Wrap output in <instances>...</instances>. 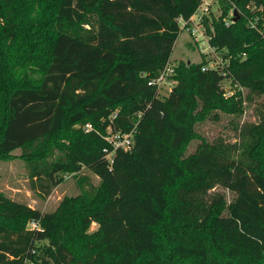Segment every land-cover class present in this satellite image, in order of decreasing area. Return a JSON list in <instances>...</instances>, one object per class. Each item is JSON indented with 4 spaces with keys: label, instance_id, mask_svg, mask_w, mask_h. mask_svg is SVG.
<instances>
[{
    "label": "trees",
    "instance_id": "16d2710c",
    "mask_svg": "<svg viewBox=\"0 0 264 264\" xmlns=\"http://www.w3.org/2000/svg\"><path fill=\"white\" fill-rule=\"evenodd\" d=\"M198 3L0 0V155L21 149L42 198L66 172L88 167L101 180L79 177L86 212L66 221L0 192V264H137L155 251L159 225L184 218L194 229L210 223L208 245L222 264H264V0H222L220 14L205 19L225 63L204 70L206 54L182 62L166 98L150 83L169 66L178 19ZM234 8L240 19L226 25ZM227 79L262 95L256 120L237 123L235 141H209L196 129L208 111L240 109L226 96ZM110 127L135 129L133 149H116L113 163ZM195 135L200 149L185 154ZM93 223L98 230L87 234ZM174 253L208 262L202 240L179 242Z\"/></svg>",
    "mask_w": 264,
    "mask_h": 264
},
{
    "label": "rangeland",
    "instance_id": "374dc122",
    "mask_svg": "<svg viewBox=\"0 0 264 264\" xmlns=\"http://www.w3.org/2000/svg\"><path fill=\"white\" fill-rule=\"evenodd\" d=\"M235 12V11H234ZM234 12H230L228 20L234 23ZM214 14H220L219 10H215ZM253 14V12L251 13ZM212 16L209 17L212 22ZM255 16L247 14V25L258 28V23L254 19ZM240 19V18H239ZM214 20L213 23L216 22ZM230 23V24H231ZM264 20L260 24V30H264ZM212 28V27H211ZM194 43L190 32L182 29L173 49L170 68L174 70L158 85V94L162 98H166L171 89L178 83L176 79V67L182 62H201L204 54L200 51V47ZM206 49H209L206 47ZM222 52H220L221 54ZM223 61L225 60L222 57ZM208 60V59H207ZM225 62V61H224ZM229 65V63H226ZM154 79V78H153ZM156 79V77H155ZM224 86L227 90V97L234 98L239 102L240 109L236 113H228L221 109H211L209 115L202 119L196 125V129L205 136L209 141L219 137L229 141H235V125L244 121H255L256 116L254 106L261 100V94L254 89L250 84L236 83L232 79L224 81ZM210 114L218 116V120L209 117ZM217 114V115H216ZM76 128H82V124L76 125ZM202 140L197 135L193 136L189 143L184 147L185 154L196 152L201 145ZM21 149L13 151L9 155H0V192L5 193L9 197L28 204L33 208L40 209L44 212L57 213L63 221L71 217H79L86 208L82 207L80 196H82L83 187L79 182V177L88 178L90 182L97 186L101 184L100 177L96 175L90 168L83 167L81 171L64 173L65 179L56 186L50 196L42 198L37 192L31 189V181L29 178V169L26 160L21 155ZM260 158L263 162L262 170L264 171V150L261 151ZM217 191L227 194L228 202L232 198L230 191L221 187ZM228 205L222 204L217 206L216 212L227 210ZM3 220L0 219V222ZM11 225L10 222H4ZM194 221L190 218L178 220L175 225L170 226L165 224L159 225V239L156 243V249L153 253L144 256L137 264H203L197 258L179 259L174 251L179 242L185 244H196L198 241H203L204 246H207L209 252L208 262L206 264H222L221 256H216V252L208 245L209 226L210 223L202 229H194ZM98 224L93 223L87 230V234H92L98 230Z\"/></svg>",
    "mask_w": 264,
    "mask_h": 264
},
{
    "label": "built area",
    "instance_id": "2783aa9c",
    "mask_svg": "<svg viewBox=\"0 0 264 264\" xmlns=\"http://www.w3.org/2000/svg\"><path fill=\"white\" fill-rule=\"evenodd\" d=\"M222 0H199L198 6L196 11L187 19L180 17L179 23L181 29H186L190 32V35L193 38L194 43H197L200 47V51L203 54H206L208 57V64L203 68L206 70L207 68H215L217 63L223 64L225 63L222 59V53L216 49L211 44L212 33L207 31V27L205 24V19L207 17H211L212 13L215 10L221 11ZM236 9L234 8L232 12ZM231 20L226 19V25H230ZM209 48V49H206ZM174 70V68H170L167 66L160 74L156 77V79H151L150 83L154 85H159L161 82L167 78V76ZM85 131H90L93 129L92 123H87L84 126ZM134 136H135V129L131 132H122L117 131L114 132L111 130V127L108 129L107 140L111 143L113 150L105 149L106 151V158L109 162L113 163L114 151L116 149H123L125 151H131L134 146ZM29 227L33 229L40 228V223L36 220H32L29 223Z\"/></svg>",
    "mask_w": 264,
    "mask_h": 264
},
{
    "label": "water",
    "instance_id": "95a60500",
    "mask_svg": "<svg viewBox=\"0 0 264 264\" xmlns=\"http://www.w3.org/2000/svg\"><path fill=\"white\" fill-rule=\"evenodd\" d=\"M239 18H240V16H239L238 12L235 11V12H234V18H233V21L236 22V21L239 20Z\"/></svg>",
    "mask_w": 264,
    "mask_h": 264
}]
</instances>
